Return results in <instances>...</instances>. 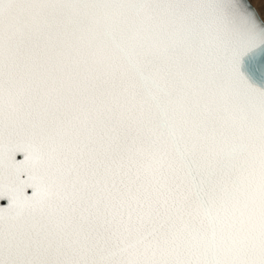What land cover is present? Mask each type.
Instances as JSON below:
<instances>
[{"label": "snow or ice", "instance_id": "1", "mask_svg": "<svg viewBox=\"0 0 264 264\" xmlns=\"http://www.w3.org/2000/svg\"><path fill=\"white\" fill-rule=\"evenodd\" d=\"M0 264H264V0H0Z\"/></svg>", "mask_w": 264, "mask_h": 264}]
</instances>
